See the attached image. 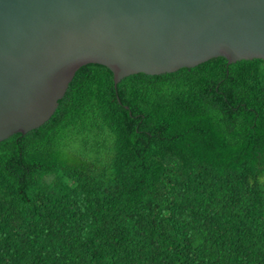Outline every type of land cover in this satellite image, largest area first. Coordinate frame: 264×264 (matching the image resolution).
Instances as JSON below:
<instances>
[{"label":"trees","instance_id":"obj_1","mask_svg":"<svg viewBox=\"0 0 264 264\" xmlns=\"http://www.w3.org/2000/svg\"><path fill=\"white\" fill-rule=\"evenodd\" d=\"M0 264H264V60L83 65L0 141Z\"/></svg>","mask_w":264,"mask_h":264},{"label":"water","instance_id":"obj_2","mask_svg":"<svg viewBox=\"0 0 264 264\" xmlns=\"http://www.w3.org/2000/svg\"><path fill=\"white\" fill-rule=\"evenodd\" d=\"M219 56L264 60V0H0V141L47 122L83 65L117 86Z\"/></svg>","mask_w":264,"mask_h":264}]
</instances>
